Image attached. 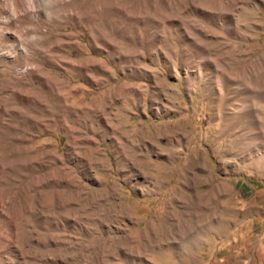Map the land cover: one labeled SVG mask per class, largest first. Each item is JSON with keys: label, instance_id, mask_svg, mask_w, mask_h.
Wrapping results in <instances>:
<instances>
[{"label": "rangeland", "instance_id": "374dc122", "mask_svg": "<svg viewBox=\"0 0 264 264\" xmlns=\"http://www.w3.org/2000/svg\"><path fill=\"white\" fill-rule=\"evenodd\" d=\"M0 264H264V0L0 18Z\"/></svg>", "mask_w": 264, "mask_h": 264}, {"label": "clouds", "instance_id": "9594fccd", "mask_svg": "<svg viewBox=\"0 0 264 264\" xmlns=\"http://www.w3.org/2000/svg\"><path fill=\"white\" fill-rule=\"evenodd\" d=\"M56 2L57 0H41V3L38 5L37 0H22L23 8L18 9L17 0H4L2 8L3 11L8 15L0 18L4 19L6 23L9 22V17L14 21L20 16L26 15L28 13H35L38 7L44 8L47 14V6H51ZM31 39H36V37L32 36ZM31 68V65H26L24 71L27 72L31 70Z\"/></svg>", "mask_w": 264, "mask_h": 264}, {"label": "trees", "instance_id": "16d2710c", "mask_svg": "<svg viewBox=\"0 0 264 264\" xmlns=\"http://www.w3.org/2000/svg\"><path fill=\"white\" fill-rule=\"evenodd\" d=\"M243 189H245V188H243Z\"/></svg>", "mask_w": 264, "mask_h": 264}]
</instances>
